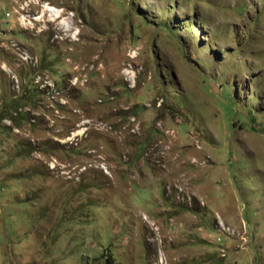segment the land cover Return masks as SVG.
Instances as JSON below:
<instances>
[{"label": "rangeland", "instance_id": "obj_1", "mask_svg": "<svg viewBox=\"0 0 264 264\" xmlns=\"http://www.w3.org/2000/svg\"><path fill=\"white\" fill-rule=\"evenodd\" d=\"M0 264H264V0H0Z\"/></svg>", "mask_w": 264, "mask_h": 264}]
</instances>
